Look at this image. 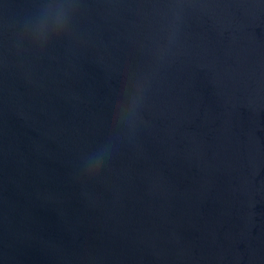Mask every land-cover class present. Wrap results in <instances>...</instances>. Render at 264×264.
I'll return each mask as SVG.
<instances>
[{
	"label": "water",
	"instance_id": "1",
	"mask_svg": "<svg viewBox=\"0 0 264 264\" xmlns=\"http://www.w3.org/2000/svg\"><path fill=\"white\" fill-rule=\"evenodd\" d=\"M0 264H264V0H0Z\"/></svg>",
	"mask_w": 264,
	"mask_h": 264
}]
</instances>
